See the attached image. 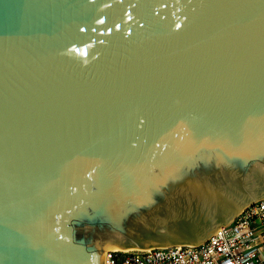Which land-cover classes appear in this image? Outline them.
I'll return each mask as SVG.
<instances>
[{
	"label": "water",
	"instance_id": "water-1",
	"mask_svg": "<svg viewBox=\"0 0 264 264\" xmlns=\"http://www.w3.org/2000/svg\"><path fill=\"white\" fill-rule=\"evenodd\" d=\"M264 199V0H0V264L199 244Z\"/></svg>",
	"mask_w": 264,
	"mask_h": 264
},
{
	"label": "built area",
	"instance_id": "built-area-1",
	"mask_svg": "<svg viewBox=\"0 0 264 264\" xmlns=\"http://www.w3.org/2000/svg\"><path fill=\"white\" fill-rule=\"evenodd\" d=\"M104 264H264V199L199 244L111 249Z\"/></svg>",
	"mask_w": 264,
	"mask_h": 264
},
{
	"label": "bare ground",
	"instance_id": "bare-ground-1",
	"mask_svg": "<svg viewBox=\"0 0 264 264\" xmlns=\"http://www.w3.org/2000/svg\"><path fill=\"white\" fill-rule=\"evenodd\" d=\"M115 249H120V248H115ZM127 249H129V248H127Z\"/></svg>",
	"mask_w": 264,
	"mask_h": 264
}]
</instances>
